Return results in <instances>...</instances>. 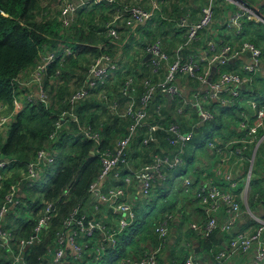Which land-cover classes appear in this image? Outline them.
Instances as JSON below:
<instances>
[{
    "label": "trees",
    "instance_id": "16d2710c",
    "mask_svg": "<svg viewBox=\"0 0 264 264\" xmlns=\"http://www.w3.org/2000/svg\"><path fill=\"white\" fill-rule=\"evenodd\" d=\"M245 1L250 5L256 3L253 0ZM169 2H171L170 9L174 18L165 19L168 22L165 23L161 10H164ZM132 3L141 5L143 0H121L120 3L119 0H113L111 4L102 1L86 6L76 11L70 27L64 28L57 18H51L49 6L45 5L44 0H0V105L5 107L3 113L9 112L12 108L13 98L20 90L18 80L33 69L41 55L58 52L61 49H68L71 52L67 56L59 52V56L47 67L43 84L48 95V106L39 102L25 105L6 129L0 132V162L10 164L5 166L7 173H4L0 181V205L9 188L16 183L19 185L15 198L17 204L6 216L3 228L9 230L16 240L28 238L32 234L40 211L46 205L52 207L51 220L42 231L40 242L24 250L23 264H38L39 260L46 257L47 251L55 247L56 235L62 230L65 219L75 209L83 213V208L90 200L89 186L99 173V154L112 151L115 143L127 133L130 121L114 114L116 111H121L125 104V99L120 95L123 83L128 79L134 82L133 94L136 98L141 92L144 81L155 83L157 77H162V71L157 76L150 73L149 62L143 61L145 54L142 51L137 54L139 58L129 67V63H121L110 49L115 39L106 36V29L110 25L116 32L113 25L117 21L126 30H136L139 27L143 32L142 35H149L143 25L133 28L125 25V15L122 10ZM158 3L159 11L144 26L153 19L158 20L161 26L158 28L159 34L156 37L162 34L164 36H160L162 40L156 39L152 42L158 41L162 51L168 56H173L175 48L180 45L182 47L184 41L183 33L175 26V21L185 14L190 17L189 5L195 3L194 0H158ZM232 7L234 11L235 8ZM252 8H255V5ZM255 9L264 22V0H260V4H257ZM110 10L114 11L111 21L108 17ZM231 10L232 8L223 0H214L212 25L223 26L227 21L226 12ZM171 34L173 39L177 38L176 44L173 41L167 42V39L163 42L166 35L171 36ZM204 37L205 33L202 32L198 35L197 42L189 47H182L178 52L179 57L185 59L192 49H203L207 41ZM203 39H205L203 42H199ZM217 39L220 41L219 37ZM240 40L252 43L260 51L257 72L253 76L250 75V83L240 90V97L258 106H264V24L254 20L242 22L239 33L233 37L235 43ZM98 44L104 45L106 49L103 50ZM222 45L217 43V47ZM101 56L112 58L116 65L114 73L116 72L117 77L122 70V78L114 81L106 76L102 84L87 90L88 69ZM236 65L233 62H227L216 69L218 72H234L240 76H246L242 70L236 72ZM146 71H148L147 76H145ZM85 86L87 96L72 109L78 123L73 122L68 116L61 118L63 113L70 110L68 99ZM176 86L179 90L178 94L171 99L158 94L154 95L148 105V117L144 125L135 130L134 137L116 166L118 179L108 178L111 182L107 180L104 187L109 185L108 187L124 189L123 178L132 177L133 173L140 168L151 164L153 158L166 156L170 159L173 156V149L166 142L168 137L166 130L170 123L177 122L182 133H191V139L181 149L179 157L182 164L173 170L162 168L160 174L163 179L153 180L148 195L146 197L140 195L130 202L134 219L130 226L116 237L114 246L104 247L102 254L96 259L83 254L80 264H117L124 258L137 259L148 252L156 244L152 234L153 225L158 220H162L166 214L173 216L176 211V195L184 196L188 189L197 187L199 184L198 177L205 164L202 162L199 163L200 168L195 169L191 174L194 179H189L188 187L182 185L178 188L174 184L175 180L187 174V170L194 162V156H200L199 161L214 159V154L206 147L207 143L217 140L219 145H223L245 136L246 130H240L237 126L243 121L240 114L244 112L239 104L220 107L210 103L209 110L213 118L211 121L200 123L189 103H185L190 94L202 92L203 86L199 85L196 79L185 76L177 77ZM112 106H115V111H112ZM177 111L181 114H177ZM249 118L248 126L253 121V117ZM56 123H61V126L54 139L50 140L49 137L54 132ZM149 126L156 127L153 133L154 141L141 146L140 141ZM87 127L90 134L96 135V142L84 136L83 130ZM262 136H264V126L256 133V138ZM253 147V144L244 147L245 159L249 160ZM263 147L264 142L256 147L248 179L249 192L246 206L250 213L254 212L257 204L264 201V177L260 178L256 174L259 165L257 153ZM38 151H46L52 157V162L41 167L36 181L29 186L24 181H20L21 175L26 166L35 159ZM129 165L132 166V171L128 170ZM233 193L237 196L239 189ZM158 201L160 204L156 206ZM198 210L201 224L204 216L200 207ZM108 216L112 218L114 214L109 213ZM243 216L244 219L248 218L245 213ZM248 219L254 230L256 223ZM103 224L109 228L114 226L111 223ZM237 224L234 232H242ZM188 232L196 240L199 251L210 253L211 256L218 250L216 247L219 246L220 234L217 231L203 240L190 229ZM95 238H97L96 235ZM181 252L183 253L181 257H171L172 264L183 263L185 253L183 250ZM0 264H11L9 255L1 250Z\"/></svg>",
    "mask_w": 264,
    "mask_h": 264
},
{
    "label": "built area",
    "instance_id": "2783aa9c",
    "mask_svg": "<svg viewBox=\"0 0 264 264\" xmlns=\"http://www.w3.org/2000/svg\"><path fill=\"white\" fill-rule=\"evenodd\" d=\"M107 4L113 3V0H67L58 14V21L64 28L70 27L74 21L76 11L98 4L100 2ZM203 3L199 9V18L191 21L189 15L179 16L175 21V26L182 31L184 39L182 47H189L198 41V35L208 30L213 24V3L214 0H202ZM235 1V9L231 13L227 28L233 31L234 37L241 28V23L254 20L264 24L257 14V9L252 8L245 0ZM160 9L158 0H143V4L132 3L123 8L125 15V25L129 28L144 25ZM118 18V17H116ZM106 36L116 39L115 30L108 25ZM217 43L220 47H217ZM181 45L177 46L173 56H168L161 49L158 41L147 45L146 53L149 58L150 73L157 76L162 71V77L158 78L155 83L144 81L140 94L134 98V82L126 80L123 83L121 97L125 99V104L121 111L114 113L121 118L128 119L129 126L126 135L115 143L112 151H105L99 154L100 169L95 181L89 186L88 194L91 201L94 202V209L98 205L105 206L110 212L115 214L116 221L113 228H109L94 217H88L85 213L75 209L63 222L62 230L57 233L55 247L48 250L46 257L38 261V264H80L82 255L92 256L96 259L104 250V247H113L116 237L130 224L134 219L132 205L127 200L125 190L133 184L138 188L139 196L146 197L150 190L153 180L163 179L160 170H173L179 167L181 163L180 154L184 144L191 139V133H182L175 123H170L166 132L167 145L173 149V156L169 159L155 157L151 164L143 166L132 177L123 178L124 189L117 187H104V183L111 178L118 179L116 166L119 164L124 150L128 147L131 139L135 135V130L144 125L148 117V105L154 95L173 98L178 94L176 80L178 76H185L196 79L199 85L203 86L202 92L190 94L185 104L194 110L200 123L211 121L213 115L209 110L210 103H215L220 107H231L239 104L241 87L250 83V75L253 76L258 69L260 51L247 41L225 43L218 39H207L204 48H194L190 54L181 59L178 52L182 49ZM59 52L63 55H70L68 49H61L58 52L43 54L32 70L23 78L18 80L20 90L14 96L12 108L9 112L3 113L5 107L0 105V132L12 122L14 116L18 114L25 105L33 102H39L48 106L49 100L44 88L43 80L46 75L47 67L58 56ZM246 58V64L241 70L246 76H240L232 72H218L215 77L207 83L206 79L210 72V67L216 64V68L231 60L236 61L238 58ZM116 65L112 58L101 56L96 59L88 69L87 90L97 84H102L103 79L114 72ZM214 76V75H213ZM86 86L76 91L68 99L70 110L61 115L66 116L78 123L77 117L73 114L72 109L75 104L82 101L87 96ZM248 107L252 112L253 121L250 126L245 123L240 124L242 130H246L245 136L241 139H233L223 145L213 140L206 144L207 149L214 154L217 164L213 171L215 177H219L222 185L214 184L209 181H201L194 191V199L202 210L204 220L200 224H191L189 229L200 239H206L214 231L219 234L229 235L227 247L217 250L211 255L209 264H225V262L234 256H243L251 252L252 264L264 263V220L255 219L256 228L250 233L234 232V228L242 213L238 198L233 193L235 187V177L231 170L221 173V167L231 168L237 162L248 159L244 158V147L253 144L254 147L260 142L256 138V133L264 126V106H258L254 102H249ZM115 111V106L111 107ZM177 114H181L177 111ZM61 123H56L54 132L50 135V140L54 139L56 132L59 130ZM156 131L155 126H149L140 141L141 146H146L154 141L153 133ZM89 128H84L83 134L86 138L97 141L95 134H90ZM179 149V150H177ZM52 162V157L46 151H38L35 159L30 162L21 175L20 181H24L31 186L37 179L38 172L45 164ZM10 164L0 162V181L4 173H7L6 167ZM248 176L246 173L243 192L248 189ZM189 179H184L182 185L189 186ZM18 183L13 184L7 194L4 196L0 205V250L9 255L11 264H23L22 255L24 250L40 242L42 231L48 226L51 220V205H46L39 213V218L28 238L15 239L9 230L4 227V222L9 211L13 209L17 201ZM219 213L224 215L222 221H218ZM171 215H164L162 220H158L152 227V234L155 237L156 244L148 252L144 253L137 259L124 258L117 264H157V256L164 248L168 236ZM95 235L97 238H95ZM182 264H202L194 255L191 248L185 251V258Z\"/></svg>",
    "mask_w": 264,
    "mask_h": 264
},
{
    "label": "crops",
    "instance_id": "0c3cea01",
    "mask_svg": "<svg viewBox=\"0 0 264 264\" xmlns=\"http://www.w3.org/2000/svg\"><path fill=\"white\" fill-rule=\"evenodd\" d=\"M229 7L232 8L231 11H227L226 12V19L228 21L232 11H233V7H235L234 2L232 0H223ZM256 3H253L252 5H250L251 7L253 5H255V8L257 6V4H260V0H255ZM202 2H198L196 4L191 3L190 6V10H191V15L189 17V19L191 21H196L199 18V9L202 5ZM254 8V9H255ZM256 10V9H255ZM257 11V10H256ZM226 23L221 26V27H217L216 25L213 26L211 25V27L206 30L205 33V37L206 39H214L216 40L217 37H219L220 41L222 42H227V43H231L234 42L233 41V31H231L230 29L227 28ZM144 26V25H143ZM113 27L116 29L117 32V37L115 40H113V46L110 47L113 55L116 56L117 59H119V61H121V63L125 62V63H129V67H131L132 61L131 58L126 59L125 55L127 54V50L130 46H132V49L129 48V53L130 55H133L134 50H135V46L134 43H132L131 45V39H133L135 41V43H138L139 40H141V34L140 31L135 30H129L127 31L125 28H123V25L117 21L114 23ZM139 28V27H138ZM143 33V32H142ZM143 36V35H142ZM224 37V39H222ZM226 38V39H225ZM139 39V40H138ZM205 39L199 41V42H203ZM99 47H102V49H106V47L102 44H98ZM140 50H138V54H139ZM137 54V52H136ZM145 54V52H144ZM146 55V54H145ZM141 56V55H139ZM127 57V56H126ZM139 58V57H137ZM246 58L247 57H241L238 58L236 60V62H233L236 65V72H238L239 70H241V67H243L246 64ZM135 59V57H133V60ZM264 59V57H263ZM139 71V70H137ZM132 72V71H131ZM114 73V72H113ZM108 74L107 76H109V78H111L114 81H119V79L122 78L121 74H122V70L121 72H119L118 76L116 77V72L113 74ZM139 73H141L139 71ZM234 73V72H233ZM216 74V70L214 71V76L215 77ZM111 76H113L114 78H112ZM112 88V86H111ZM110 88V89H111ZM250 101L248 100H244V97H240L239 100V106L243 107L244 112L240 114V116L243 118V121L238 123V128L241 130L240 124L245 123L247 126V121L249 122L250 118L252 117V112L248 107V103ZM252 122V121H251ZM217 142V140H215ZM264 142V136L262 139H260V142H258V144L253 147V150L250 154L249 160H247V162H245L244 160H241L239 162H237L236 165H233L231 168L229 167H221V173H224L226 171L231 170V173L234 175L235 177V187L233 189V191H235L236 189H239V193L236 196L238 198V201L240 203V207L242 208V213L238 219V224L237 227L239 229H241L242 232L245 233H250L251 231H253V226L250 223V221H248L250 218L253 222H255V219H262L264 220V201L260 202L259 204H257L254 208V212L250 213L247 210V206H246V194H247V190L245 192H243V188H244V184H245V178H246V174L247 170L249 168L250 162H253L254 159V153L256 150V147L260 144ZM253 154V158L251 160ZM258 157H259V165L257 167V171L256 174L258 177H264V147L258 151L257 153ZM200 160V156L195 155L194 156V162L193 164L190 166V168L187 170V174L184 177H181L182 179H179L181 181V186H182V181L184 179H194L193 176L191 175L193 173V171L195 169L200 168L199 167V163H205L204 164V169L201 173V175L198 177V181H209L212 182L214 184L218 183V185H222L223 182L220 181L219 177H215L214 176V169L215 166L217 164V160L211 159L208 161H199ZM136 162V161H135ZM252 162H251V166H250V171L252 169ZM132 166L129 165L128 170L132 171ZM244 176V177H243ZM256 177V178H258ZM111 182V180H108V182ZM176 181V180H175ZM174 181V184L176 183ZM222 183V184H221ZM109 186V185H108ZM106 186V187H108ZM196 187V186H195ZM195 187L192 189H188V192L186 193V195H176V205H175V213L173 214V216H171V221L169 224V231H168V236L166 238V242L164 245V248L162 249L161 253L158 255L157 257V264H172L173 260L171 257L173 258H179L181 257V255H183V253L181 252V250L185 251L188 248H191L193 253L196 255V258L202 263V264H209L211 261V256L210 253H205L203 251H199L196 240L194 239V237L188 232L189 226L191 224H198L200 223L201 220V216L199 214V206L198 204L195 202L194 200V191H195ZM127 200L129 202H133L136 197V199L139 197V191L138 188L135 185L130 186L127 189ZM94 202L90 200L87 201L85 207L83 208V213L89 215L90 217H94L97 220L103 222V223H111L112 226L115 225V221H116V216L114 214V217L110 218L109 215V211L105 208V206L102 205H98L99 207L97 209H94ZM247 214L248 218L244 219L243 214ZM218 221H222L224 219V215L222 213H219L217 216ZM229 235L231 234H220L219 237V246L216 247V249H225L227 247V242H228V238ZM262 238L264 240V232L262 234ZM171 258V259H170ZM133 259V258H131ZM252 257H251V252H249L246 255L243 256H234L229 258L225 264H252L251 263ZM264 264V263H263Z\"/></svg>",
    "mask_w": 264,
    "mask_h": 264
},
{
    "label": "rangeland",
    "instance_id": "374dc122",
    "mask_svg": "<svg viewBox=\"0 0 264 264\" xmlns=\"http://www.w3.org/2000/svg\"><path fill=\"white\" fill-rule=\"evenodd\" d=\"M67 0H44V2H45V5H48L49 6V11H50V14H51V18H53V17H55V18H57V20H58V15H57V13L61 10V8L63 7V5H64V3L66 2ZM253 1H255V0H253ZM121 2V0H119V3ZM194 3L196 4V3H198V0H194ZM171 2H169L168 4H166L165 5V7H164V10H161V12H162V16H163V21L165 22V23H168L166 20H172L174 17H173V14H172V12H171V9H170V7H171ZM108 17H109V21H111V18L113 17V15H114V11H112V10H110L109 12H108ZM166 19V20H165ZM160 24H158V20H156V19H153V21L151 20V22L150 23H148V25L147 26H143L144 27V30H146L147 32H149V35H143L142 36V31H140V29L139 28H136V30H138V31H140V34H141V40H139V42H138V45H136V43H135V41L133 40V39H131V45H132V43H134V46H135V50H134V53H133V55H130V54H128L129 53V48H131L132 49V46H130L129 48H128V50H127V54L125 55V58L126 59H128V58H131V61H132V63H134L138 58H137V54H138V50H140V52L142 51L143 53L145 52L146 53V49H147V45L149 44V42H152V41H154V40H156V39H160V40H162V37H160V36H164L163 34L162 35H160L159 37H156L158 34H159V29L158 28H160ZM129 30H132V29H128L127 31H129ZM133 31H135V30H133ZM166 32H167V29L165 30ZM172 36V37H171ZM171 36H168V35H166V38H164V40H163V42H165V40L167 39V42L168 41H173V43H175L176 44V40H177V38H175V39H173V35L171 34ZM166 42V43H167ZM174 44V45H175ZM136 52H137V54H136ZM127 56V57H126ZM133 57H135L136 59H134L133 60ZM124 74V73H123ZM148 75V71H146V73H145V76H147ZM70 89L72 90V88L70 87ZM5 130V129H4ZM3 130V131H4ZM2 131V132H3ZM246 175V174H245ZM180 179H182V178H180ZM176 183H175V186L176 187H178V188H180L181 187V181L179 180V179H177L176 181H175ZM247 192V194H246V198H247V195H248V190L246 191ZM194 198V197H193ZM158 204H160V202L158 201L157 203H156V206L158 205ZM102 254V253H101Z\"/></svg>",
    "mask_w": 264,
    "mask_h": 264
},
{
    "label": "water",
    "instance_id": "95a60500",
    "mask_svg": "<svg viewBox=\"0 0 264 264\" xmlns=\"http://www.w3.org/2000/svg\"><path fill=\"white\" fill-rule=\"evenodd\" d=\"M245 57H248V54H246ZM148 58H149V56L146 54V55L144 56V58H143V61L147 60ZM229 62H235V61H234V60H231V61H229ZM215 69H216V64H213V65L210 67V72H209V74H208V76H207V79H206V82H207V83L212 79V77H213V75H214V71H215ZM242 89H243V87H241V90H242ZM252 158H253V154H252L251 160H252ZM251 162H252V161H251ZM251 162H250L249 168H248V170H247V176H248V178H249V176H250V166H251Z\"/></svg>",
    "mask_w": 264,
    "mask_h": 264
}]
</instances>
